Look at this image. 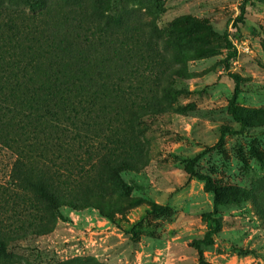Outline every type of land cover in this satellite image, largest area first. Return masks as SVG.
<instances>
[{"label": "rangeland", "instance_id": "rangeland-1", "mask_svg": "<svg viewBox=\"0 0 264 264\" xmlns=\"http://www.w3.org/2000/svg\"><path fill=\"white\" fill-rule=\"evenodd\" d=\"M103 2L119 19L116 36L129 27L132 82L145 89L138 102L152 108L128 144L132 168L118 169L115 185L102 178L100 198L48 210L14 184L16 157L0 145V222L18 234L15 251L26 264H200L197 243L209 240L217 219L214 244H202L208 264H264V0ZM96 3L46 0L32 17L0 5V21L30 27L1 37L59 48L80 25L104 24ZM228 41L246 43L249 55L225 64ZM232 74L244 129L230 111ZM223 128L239 134L219 144ZM195 160L218 188L217 211L215 195L191 176Z\"/></svg>", "mask_w": 264, "mask_h": 264}, {"label": "trees", "instance_id": "trees-1", "mask_svg": "<svg viewBox=\"0 0 264 264\" xmlns=\"http://www.w3.org/2000/svg\"><path fill=\"white\" fill-rule=\"evenodd\" d=\"M45 3L0 0V5L17 6L31 17L38 15ZM245 13L246 6L240 20ZM93 15L104 24L95 29L80 25L76 38H63L59 48L46 52L36 49L42 40L23 45L20 40L2 38L5 29L19 32L30 27L13 20L0 21V145L16 157L11 174L14 184L35 195L48 210L74 203L78 196L86 202L100 198L102 178L115 185L117 170L132 168L128 153L134 145L128 144L138 136L143 117L152 111L138 102L143 85L138 88L132 82L135 73L129 27L124 24L122 36L114 34L122 27L114 12H107L103 0H97ZM228 47L225 64L237 55L231 41ZM231 76L236 90L230 111L244 129L247 121L237 105L240 77ZM238 134L223 128L219 144L227 135ZM197 160L190 165L191 176L215 195L217 211L218 188L211 177L196 171ZM211 220L215 229L209 240L197 243L200 264H208L202 244L213 245V235L220 229L219 221ZM16 240L18 234L7 232L0 222V264L25 263L15 251Z\"/></svg>", "mask_w": 264, "mask_h": 264}, {"label": "built area", "instance_id": "built-area-1", "mask_svg": "<svg viewBox=\"0 0 264 264\" xmlns=\"http://www.w3.org/2000/svg\"><path fill=\"white\" fill-rule=\"evenodd\" d=\"M237 51V55L239 56H244V55H249V46L246 43H241L239 44L238 42L234 43Z\"/></svg>", "mask_w": 264, "mask_h": 264}]
</instances>
